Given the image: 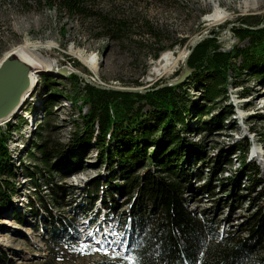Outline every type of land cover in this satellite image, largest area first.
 Returning <instances> with one entry per match:
<instances>
[{
  "label": "rangeland",
  "instance_id": "obj_1",
  "mask_svg": "<svg viewBox=\"0 0 264 264\" xmlns=\"http://www.w3.org/2000/svg\"><path fill=\"white\" fill-rule=\"evenodd\" d=\"M216 5L229 14L225 20L208 19ZM5 11L20 18L24 25L20 27L13 21L8 26L0 21V61L16 44L29 40L38 43L41 54L57 64L53 70H34L38 71L37 79L22 106L0 124L1 131L9 127L6 148L15 172L10 203L0 210V251L5 257L2 260L4 264H93L101 258L126 255L127 237L117 219L124 217L122 213L131 204L128 192L132 189L121 193L114 190V201L109 194L104 200L101 193L95 199L86 196L87 184L95 179L112 177L115 184H124L126 179L115 175L120 171L115 168L117 159L112 166L114 172H110L107 161L100 157L105 151L98 144L102 142L98 122L93 134L85 132L82 116L89 112V105L73 104L70 96L84 95L86 84L118 92H123L118 88L146 92L162 88L180 76L185 66L190 69L188 60L195 44L207 36L202 41L217 37L223 50L248 47L250 40L239 39L234 29L241 26L242 19L253 24L245 27L264 28V0H85L82 11L70 10L62 0H0V14ZM184 51L186 60L179 62L173 72L152 77L153 66L164 53L178 56ZM79 53L96 61V68L78 57ZM241 62L237 59L238 65ZM63 68L68 69L66 76L60 74ZM254 72H232L233 80L239 83L227 87V103L232 104L233 114L224 120L226 126H217L213 131L202 128V121L225 110L221 100L200 119L195 108L188 118L189 129L182 130L188 141L199 143L204 150L202 155L189 153L182 163L194 173L192 187L181 180L185 206L197 215L204 211L213 218L218 224V241L229 233L233 234L232 241L246 237L252 226L251 217L264 206L263 186L252 187L249 177L239 173L241 159L246 155L247 162L260 167L264 179V77H255ZM72 74L79 77L78 81L70 78ZM196 85L187 88L189 96L197 105H204L202 86ZM54 93L62 96L48 104ZM78 137L85 139L82 145L75 141ZM41 143H47L45 148L49 151L43 163L38 160L35 146ZM230 146L231 161L222 158L220 162L221 153L226 156ZM155 147L148 146L147 154L155 153L159 149ZM216 161L219 167L214 172ZM148 162L135 166V174L145 171ZM30 170L34 172L28 177ZM239 181L241 188L236 185ZM208 182L212 189L203 190ZM59 186L65 191L60 192ZM53 188L59 191L58 195ZM41 192L52 202L47 208H40L37 195ZM17 214L24 220L17 222ZM56 217L68 228L58 224ZM103 218L108 219L106 231L110 239L95 243L102 233L95 230L93 237L92 231ZM54 225L61 236L72 237V244L53 242L49 231ZM76 240L78 247L73 245Z\"/></svg>",
  "mask_w": 264,
  "mask_h": 264
},
{
  "label": "trees",
  "instance_id": "obj_2",
  "mask_svg": "<svg viewBox=\"0 0 264 264\" xmlns=\"http://www.w3.org/2000/svg\"><path fill=\"white\" fill-rule=\"evenodd\" d=\"M84 3L85 0H62V4H66L72 11H82ZM245 24L253 25L242 19L241 26L234 31L239 39L250 40L248 47L234 46L227 51L222 49L217 37L202 41L189 57L188 66L193 72L189 80L182 84L165 86L144 94L106 91L86 84L84 95L70 96L73 104L82 102V105H89V112L82 116L85 132L89 136L93 134L95 122H98L97 128L101 133L99 140L102 139L98 144L105 151L100 157L107 161L110 172H114L112 166L114 159H117L115 168H120V171L115 175L126 179L124 184H115L112 177L102 181L95 179L87 184L86 196L95 199L101 193L104 200L109 194L114 201V190L121 193L132 189L128 192L132 197L131 204L122 213L125 214L124 217L117 219L123 225L122 230L127 237V254L101 258L93 264H134L131 258H136L139 264H264V206L254 214L253 219L251 217L253 222L246 237L232 241L233 234L229 233L218 241V224L213 218L208 217L204 211L197 215L185 206V186L181 181L189 182V187H192L191 176L194 173L182 163L186 156H190L189 153L201 152L202 155L204 152L199 143L190 142L182 135L183 129H189L188 118L193 110L198 109L200 119L203 115H209L215 105L223 100L225 110L202 121V128L213 131L217 126H226L224 120L233 114L232 104L227 103V87L239 83L233 80L232 72L255 71V77H264V28L253 30L245 27ZM237 59L242 60L240 65L237 64ZM70 78L76 81L79 79L76 74H72ZM197 83L202 86L204 105H197L187 90L191 85L196 88ZM59 96L62 95L52 94L48 104L56 102ZM66 97L69 98L67 95ZM179 126L182 127L180 131L175 129ZM8 129L6 127L1 131L0 128V210L6 209L10 203L9 197L15 185L11 182V178L15 176L14 166L6 148L10 137ZM75 141L82 145L85 139L81 141L78 137ZM112 142L116 143L113 145ZM45 144L35 145L38 160L42 163L47 161L45 156H49ZM150 145L159 149L148 155L147 147ZM112 146L116 149L113 150ZM167 146L168 149H164ZM232 149L233 146H230L226 156L221 153L219 161H231L229 152ZM147 160L146 170L135 174L134 167ZM241 160L242 168L239 173L249 177L252 187L262 185L264 188L260 167L256 163L247 162L246 155ZM218 167L219 162L216 161L212 166L214 172ZM33 172L30 170L28 177ZM165 172L168 174L165 175ZM236 185L241 188V181ZM212 187V183L208 182L202 188L210 190ZM59 188L60 192L65 191V188ZM54 189V194L58 195L59 191L55 192ZM44 196L42 192L37 195L41 209L52 204ZM104 202L107 203V198ZM96 212L95 216L98 214ZM15 219L17 222L24 220L21 214H17ZM56 222L63 223L68 228V224L60 217H56ZM51 229L49 232L53 242L72 244V237L61 236L56 225ZM78 243L76 240L73 245L78 247ZM3 255L0 251V264H4Z\"/></svg>",
  "mask_w": 264,
  "mask_h": 264
},
{
  "label": "bare ground",
  "instance_id": "obj_3",
  "mask_svg": "<svg viewBox=\"0 0 264 264\" xmlns=\"http://www.w3.org/2000/svg\"><path fill=\"white\" fill-rule=\"evenodd\" d=\"M253 7L256 8L255 5ZM228 16H229L228 13L221 10L218 7V5H216L214 12L208 16V19L214 20V21H219V20H225ZM0 19H1L0 20L1 24L6 23L8 26H11L13 24V21L16 22V24H18L20 27H22L24 25V21H22L20 18L13 17L7 11H5L3 13V15L0 14ZM39 48H40V45L38 43H34V42L29 41V40H25L22 43L16 44L9 52H7L3 56L1 61L6 56H8L9 54L16 53L20 58L27 60L29 63H31L33 68H35V70L42 68L45 71V70H53L54 67L56 68L57 63L54 62L53 60L45 58L41 54V52L39 51ZM186 54H187L186 51L180 53L178 56H176L172 52L164 53L159 58V60L157 62H155L154 66H153L152 77L169 75L171 72L174 71V69L177 67L179 62H183L184 60H186ZM77 56L82 58L91 68H96V61H94L93 59L84 58L83 54H81V53L77 54ZM37 72L38 71H32L31 72L32 86H33V81L37 79ZM18 110L19 109H17L15 111V113ZM94 219H95V217H94ZM108 225H109L108 219L103 218V220L100 222V224H98L97 226H95L93 228V231H92L93 237H94L95 230H98V232L102 233V237L98 241L103 242L105 238L110 239V235L106 231L108 229ZM96 227H98V229H96ZM110 229H112V228L110 227ZM127 252H128V248H127L126 253Z\"/></svg>",
  "mask_w": 264,
  "mask_h": 264
},
{
  "label": "water",
  "instance_id": "obj_4",
  "mask_svg": "<svg viewBox=\"0 0 264 264\" xmlns=\"http://www.w3.org/2000/svg\"><path fill=\"white\" fill-rule=\"evenodd\" d=\"M207 37H204L203 39ZM203 39L198 41V43ZM198 43H196L195 46H197ZM34 70L35 68H33L31 63L20 58L16 53L9 54L0 62V124L1 122L3 123L7 121L15 114V111L22 106L24 97L31 91V72ZM67 73V68H63L60 71V74L63 76H66ZM190 75L191 70L185 66V69L180 76L168 84H163L161 87L182 84L189 79ZM118 89L123 92L133 93H145L147 91L139 88Z\"/></svg>",
  "mask_w": 264,
  "mask_h": 264
},
{
  "label": "snow or ice",
  "instance_id": "obj_5",
  "mask_svg": "<svg viewBox=\"0 0 264 264\" xmlns=\"http://www.w3.org/2000/svg\"><path fill=\"white\" fill-rule=\"evenodd\" d=\"M131 259H133V261H134V264H139V261H138V260H136V258H131Z\"/></svg>",
  "mask_w": 264,
  "mask_h": 264
}]
</instances>
